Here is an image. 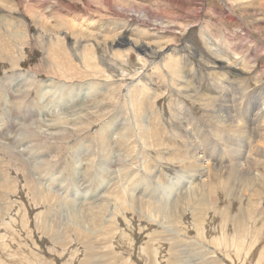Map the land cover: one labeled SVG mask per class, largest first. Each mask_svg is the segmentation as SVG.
Returning a JSON list of instances; mask_svg holds the SVG:
<instances>
[{
  "label": "rangeland",
  "instance_id": "1",
  "mask_svg": "<svg viewBox=\"0 0 264 264\" xmlns=\"http://www.w3.org/2000/svg\"><path fill=\"white\" fill-rule=\"evenodd\" d=\"M26 1L0 0V264H264V201L228 180L193 194L186 156L215 79L236 67L244 105L264 84V0H34L48 32Z\"/></svg>",
  "mask_w": 264,
  "mask_h": 264
},
{
  "label": "bare ground",
  "instance_id": "2",
  "mask_svg": "<svg viewBox=\"0 0 264 264\" xmlns=\"http://www.w3.org/2000/svg\"><path fill=\"white\" fill-rule=\"evenodd\" d=\"M109 1L110 0H105L106 3ZM26 2H27V3H25L26 12H28V14L32 18L33 22H35L36 24L39 25L42 32H44V31L48 32L49 27H51V28L55 27L53 25H50V26L47 25V20L49 19L48 16H50V14L44 15L45 13L43 14L42 10H39V11L37 10L38 12L34 10L33 3H31V2H34V0H27ZM234 2H236V0ZM236 3L238 4L240 2H236ZM263 3H264V1H263ZM11 6L13 7V5H11ZM41 7H44V5H41L40 8ZM52 7H54V6L53 5L48 6V8L50 10H52ZM118 7H119L118 9H122L121 6H118ZM263 7H264V5H263ZM138 15L140 16L141 14L139 13ZM0 17H1V15H0ZM5 17H7V16H5ZM61 24L65 26V29L63 28L64 26L61 27L64 30L65 36L68 34H70L71 36H73V35L83 36L85 34V32L83 30L84 28L83 29L81 27L78 28V26L75 23H72V22L64 23L62 21V22H60V24H58L56 26H59ZM6 28L9 30L10 27L6 26ZM12 29H13V32H11L12 33L11 35L15 36V33H16L15 28H12ZM169 29H170V27H169ZM257 31H259V30H257ZM95 38H96V36H95ZM106 38H108V36ZM99 40H100V38H99ZM206 41H207V45L211 49L214 48L213 47V41H211V39L209 37H207ZM125 42H126L125 39H119L118 38L117 40H115L114 44L120 46L121 45L120 43H125ZM128 43L131 44V42H128ZM165 45H170V44L165 43ZM131 46L133 48H135L136 50H138L139 52L145 51V49L148 48V46L140 45V43L139 44H137V43L133 44L132 43ZM164 49H165V51L166 50L170 51L173 48L167 46ZM84 52H85V50H84ZM212 52L214 53V55L221 58V55L218 52H216V48H214V50H212ZM163 56H164V54H163ZM226 57H228L227 59H228V61H230V64H232V65L239 64L242 67H247V68H249L250 66L252 67V65L250 64V66H249V63L244 61L243 58H240L238 60H234L233 58H230L229 56H226ZM120 58H122V57H120ZM164 67L165 66H163V68ZM237 70L238 69L236 67L232 66L231 69L229 68L222 77L215 79V85H213L215 87L213 90H215L216 95L214 98H211V96H207V94H205L204 99H207L206 101L208 102L207 104H205V106L206 107L210 106L213 109L212 121H210L208 126H206L207 127L206 131L203 130L202 125L199 123V121L195 118L194 115H191L189 117L190 118L189 119L190 120L189 129L191 128L190 129L191 131L188 130V134H189V138L192 140V142L191 141L189 142V146H188L187 151H186V154H187L186 156H188V160L190 161V162L189 161L188 162H189V164L191 163V166H192L191 176L197 181V183L194 185L195 188L192 187V188H194L193 194L194 193L196 195L200 194L202 197L206 198L208 201V197L210 194H207L209 192H205V188H208L209 187L208 185L211 184L212 182L217 181V183H215V184H218V185H216L215 187L221 189V191L224 194L229 192L228 189H226L227 191L225 190L226 185L228 186V188H230V186H232V184H234V187H235L234 189H236V191L240 192L241 194L247 193L248 196L249 195L251 196L250 197L251 201L254 203H257L256 208L254 207L255 206L254 203L252 204V205H254L253 208L258 209V208H260V203L264 201V164H263V162H264V160H263L264 159V84L258 85L260 87L258 88L256 95H251L249 97V99L247 97L248 100L253 99L252 100L253 105H251V104L244 105L246 100L241 101V99L245 97V96H243L244 94L241 91L242 87L240 88V84L237 85L235 83V80H234L235 72ZM178 75H179V73H178ZM255 80H259V79L256 77ZM243 92H245V91H243ZM238 100H240L239 104L241 102L243 104V106H242V108H240L241 109L240 111H242V112L238 113V116H236V114H235L236 110H234V108H235V102L237 103ZM233 110H234V114H233ZM188 116H189V114H188ZM239 116H242V118L240 119ZM195 129H197L199 132L200 131L212 132L214 135L219 137L223 142H225V144L228 146L227 155L229 154V158L226 160L225 163L222 162L223 164H221V163L216 161V163L214 165V163L212 161L211 162L210 161L209 162L203 161L202 157L199 156V153L201 150H200L197 142H194V139H193L194 136L191 134V133H195L194 132ZM212 141H214V140H212ZM223 147L226 148V146H223ZM247 151H249V153H247ZM211 158L213 159V156ZM233 179L236 180V182H233ZM225 180H228V182L231 183V185L229 183H228L229 185L226 184V182L224 183ZM224 184H226V185H224ZM190 190H191V187H190ZM215 190L216 189H214L212 192H214ZM231 195H233V194H231ZM235 195L236 194H234V196ZM209 199H210V197H209ZM247 199H248V197H247ZM208 204H209V202H208ZM248 207L250 208L249 205H248Z\"/></svg>",
  "mask_w": 264,
  "mask_h": 264
}]
</instances>
